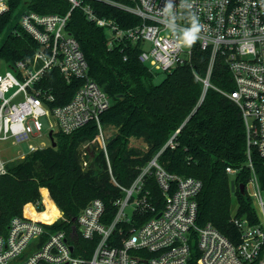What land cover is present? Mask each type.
<instances>
[{
	"label": "built area",
	"instance_id": "1",
	"mask_svg": "<svg viewBox=\"0 0 264 264\" xmlns=\"http://www.w3.org/2000/svg\"><path fill=\"white\" fill-rule=\"evenodd\" d=\"M97 1L123 10L139 22L123 27L117 18L99 15L91 0H69L71 8L66 14L25 8L21 26L40 47L29 58L9 64L8 70L0 72V140L27 142V150L8 160L0 158V176L7 173L8 164L14 160L53 146L51 129L56 140L57 132L70 134L94 122L97 135L82 141L78 149L85 170L92 168L98 151L104 152L111 178L121 192L113 201L115 213L107 211L103 199L94 198L70 225L49 189L42 187L41 196L27 202L22 213L11 218L7 232L0 234V264H264V189L252 159L254 152L264 159V0H188L191 9L182 8V0H171L177 18L176 34L165 23L166 0ZM9 7L10 0H0V16ZM76 7L106 30L109 48L137 45L139 59L152 71L165 73L191 65L195 50L207 51L206 76L197 75L207 89L212 85L210 76L216 58L224 59L235 89L222 92L237 103L243 115L247 165L252 172L245 193L256 213L252 222L239 217L238 206L233 207L232 220L239 228V240L225 236L211 222L198 223L197 197L202 180L168 171L159 162V154L141 167L129 186L116 180L108 135L101 122L111 99L90 75L80 43L67 28ZM190 15L202 25L199 38L191 48L179 47L177 34L190 26ZM55 68L67 82L81 81L64 104L56 103L54 88L47 85V75ZM41 136L49 142H39ZM174 137L168 143H173ZM93 146L97 149L94 155ZM240 170L226 168L233 176ZM152 178L161 196H153ZM239 184L232 179L235 202Z\"/></svg>",
	"mask_w": 264,
	"mask_h": 264
},
{
	"label": "trees",
	"instance_id": "2",
	"mask_svg": "<svg viewBox=\"0 0 264 264\" xmlns=\"http://www.w3.org/2000/svg\"><path fill=\"white\" fill-rule=\"evenodd\" d=\"M91 2L99 15L115 17L123 27L139 22L117 7L97 0ZM19 7L38 13L66 14L71 3L69 0H10L9 10L0 16V38L10 29L0 47V58L9 64L29 58L40 47L21 24L10 27ZM67 28L80 43L90 75L111 99L101 122L105 128L115 130L108 135L107 148L116 180L129 186L141 167L159 154V162L168 171L202 180L197 197L198 223L211 222L225 236L239 240V228L232 220L233 207L238 206L239 217H247L252 222L256 220V213L247 193L238 191L234 201L233 178L226 171L228 166L240 168L235 178L245 184L252 175L247 165L241 109L222 92L235 89L224 59L216 58L210 76L212 85L205 89L198 76H206L210 57L207 51L195 50L191 65H180L161 74L139 59L137 45L109 48L106 30L89 20L79 7L72 10ZM47 77L57 104L71 100L81 85L79 79L67 82L56 68ZM97 133L94 122L70 134L57 132L56 146L35 150L8 164L7 173L0 176V234L7 232L11 218L21 214L27 202L41 196L42 187L49 189L70 225L94 198L103 199L107 211L115 213L113 201L121 192L111 178L104 152L98 151L92 163L94 167L85 170L78 149L82 141L93 139ZM173 135V143H168ZM96 152L93 146L91 153ZM252 159L264 189V159L256 152ZM151 180L153 196H161L160 188Z\"/></svg>",
	"mask_w": 264,
	"mask_h": 264
},
{
	"label": "rangeland",
	"instance_id": "3",
	"mask_svg": "<svg viewBox=\"0 0 264 264\" xmlns=\"http://www.w3.org/2000/svg\"><path fill=\"white\" fill-rule=\"evenodd\" d=\"M24 11H25L24 7H19L16 10V12L14 13V15L12 17L10 27L16 26L17 24H21ZM9 31H10V29H7L6 32L1 36L0 47L3 44V41L6 39L7 33H9ZM148 45L151 46V44H148ZM8 69H9V63L6 62L4 59L0 58V72H4ZM161 74H164V73H161ZM43 122L45 123V120H43ZM106 133H107V135H111L112 133H115V130L111 127H107ZM39 138H40V139H38L39 142H40V140L49 142V139L46 136H41ZM33 141L35 142V140H33ZM135 143L138 144L139 142H135ZM26 150H27V142L13 143L11 140H0V158L3 160H8V159L16 156L19 152H22V151L26 152ZM18 160L19 159H16L14 161H18ZM231 176H232V178H235V176H233V175H231Z\"/></svg>",
	"mask_w": 264,
	"mask_h": 264
},
{
	"label": "clouds",
	"instance_id": "4",
	"mask_svg": "<svg viewBox=\"0 0 264 264\" xmlns=\"http://www.w3.org/2000/svg\"><path fill=\"white\" fill-rule=\"evenodd\" d=\"M182 8L191 9L192 4L188 3V0H182ZM164 16L167 18L166 24L173 31L174 34L177 33L176 28V16L173 14V4L171 0H166L165 8L163 9ZM190 26L183 28L177 34V41L179 47L191 48L199 38V33L201 32L202 25L199 20L190 15L189 16Z\"/></svg>",
	"mask_w": 264,
	"mask_h": 264
},
{
	"label": "water",
	"instance_id": "5",
	"mask_svg": "<svg viewBox=\"0 0 264 264\" xmlns=\"http://www.w3.org/2000/svg\"><path fill=\"white\" fill-rule=\"evenodd\" d=\"M53 132H54V129H51L49 136H50V138L52 139V145H53V146H56L57 142H56V140L54 139ZM239 187H240V192H241L242 194H245V192H246V185H245V183H240V184H239ZM73 220H75V218H74Z\"/></svg>",
	"mask_w": 264,
	"mask_h": 264
}]
</instances>
